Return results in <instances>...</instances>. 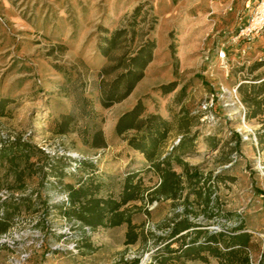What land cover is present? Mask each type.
I'll list each match as a JSON object with an SVG mask.
<instances>
[{
  "label": "rangeland",
  "instance_id": "obj_1",
  "mask_svg": "<svg viewBox=\"0 0 264 264\" xmlns=\"http://www.w3.org/2000/svg\"><path fill=\"white\" fill-rule=\"evenodd\" d=\"M249 12L246 0H0V140L22 137L55 158L51 168L34 156L46 178L35 172L20 190L0 167V201L12 193L42 200L22 204L0 233V264H159L156 255L163 264H220L198 247L165 248L172 221L184 217L196 225V246L211 234L250 233L246 251L262 264L264 34L237 39ZM149 42L151 59L126 93L132 59ZM222 47L227 63L217 55ZM138 104L140 120L169 123L164 152L183 134L197 135L183 158L208 184L187 213L183 198L159 192L150 200L160 177L129 144L137 131H116ZM132 173L143 199L121 210L136 242H126V222L93 227L64 214L73 207L65 184L82 181L101 198H118Z\"/></svg>",
  "mask_w": 264,
  "mask_h": 264
},
{
  "label": "trees",
  "instance_id": "obj_2",
  "mask_svg": "<svg viewBox=\"0 0 264 264\" xmlns=\"http://www.w3.org/2000/svg\"><path fill=\"white\" fill-rule=\"evenodd\" d=\"M152 49L153 44L149 42L132 59V63L126 74L129 77L126 93L131 90L135 82L140 78V70L137 67L143 68L151 59ZM138 59H140L139 62H137ZM4 103L0 100V116L4 113ZM140 107L141 104H138L131 111L124 113L117 122L116 131L119 134L130 130L137 131V134L128 138L129 144L144 153L151 164L150 169L160 177L159 185L150 193V200L152 202L158 200L160 197L156 196V194L159 192L167 199L183 198L184 210L187 213L189 204L201 197L202 189L207 187L208 184V178L204 177L199 167L190 165L183 158L184 154L192 149L191 146H193L197 135L189 136L187 133L183 134L179 142L170 151L164 152L162 148L171 130L169 123L158 116H150L146 121L140 120ZM182 123L181 121L179 122L182 131L185 132L186 130L183 127H186V125ZM38 153L40 161L45 166L49 165L53 168L55 158L46 154L29 140H25L22 137L0 140V167H4L5 176L11 178L16 184V186L9 184V188L20 190L25 178L33 176L35 172L37 174L43 173V167L36 168L37 161L33 160V157L37 156ZM177 167H180L181 171H178ZM53 173L62 181L63 174ZM39 175L42 179L46 178L45 173ZM137 175V173L129 174L118 198H101L98 196V193L101 191L98 186H86L82 181L78 182V186L67 183L64 187L68 191L69 204L73 207L67 208L62 204L61 208L66 207L64 208V214L68 216L75 215L93 227L99 225L115 226L126 222L128 224L126 242L134 243L138 240V236L134 232L135 225L130 216L125 213V210H121V208L131 200L143 199L142 193L138 194L141 190V180L136 183L134 181ZM44 183L45 180H42L41 184ZM185 189L188 192L183 197ZM192 194L195 196L194 200H191ZM37 198L42 201L41 195L28 194L26 196H15L12 193L6 199L1 200L0 233L7 230L9 221L14 214L20 212L22 204L30 206ZM207 203L208 199H205L203 204ZM195 226L187 217L174 219L170 232L165 238L167 241L170 240L165 248L169 251L186 253L198 247L199 250H207L215 257H218L220 264H254L249 253L246 251L251 237L250 233L240 232L229 236L227 240L224 238L223 233L211 234L208 236L207 242L196 246L197 237L189 238L190 231ZM218 242H224V250L214 244ZM173 243H177L179 246L173 249L170 248L168 244ZM156 262H159V264L164 263L158 255H156ZM126 264H139V260L135 259L131 263L127 262ZM262 264H264V260H262Z\"/></svg>",
  "mask_w": 264,
  "mask_h": 264
},
{
  "label": "built area",
  "instance_id": "obj_3",
  "mask_svg": "<svg viewBox=\"0 0 264 264\" xmlns=\"http://www.w3.org/2000/svg\"><path fill=\"white\" fill-rule=\"evenodd\" d=\"M249 15L237 36L246 40H252L255 36L264 34V0H246ZM218 57L227 63L228 52L225 48L217 51Z\"/></svg>",
  "mask_w": 264,
  "mask_h": 264
},
{
  "label": "crops",
  "instance_id": "obj_4",
  "mask_svg": "<svg viewBox=\"0 0 264 264\" xmlns=\"http://www.w3.org/2000/svg\"><path fill=\"white\" fill-rule=\"evenodd\" d=\"M247 6V5H246ZM248 9V8H247Z\"/></svg>",
  "mask_w": 264,
  "mask_h": 264
}]
</instances>
